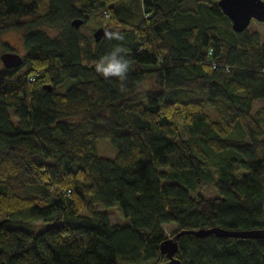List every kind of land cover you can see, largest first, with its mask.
Returning a JSON list of instances; mask_svg holds the SVG:
<instances>
[{"label":"trees","instance_id":"16d2710c","mask_svg":"<svg viewBox=\"0 0 264 264\" xmlns=\"http://www.w3.org/2000/svg\"><path fill=\"white\" fill-rule=\"evenodd\" d=\"M120 2L0 0V33L23 30L25 50L19 67L0 61V264H167L163 225H176L170 237L264 229V42L234 32L217 0H127L103 25L123 41L80 32ZM117 45L130 62L123 82L93 67ZM238 130L245 138L230 137ZM99 139L113 158L98 153ZM206 143L234 155L215 169ZM206 183L217 197L200 194ZM114 205L128 225L109 223ZM174 258L264 264V239L184 235Z\"/></svg>","mask_w":264,"mask_h":264},{"label":"rangeland","instance_id":"374dc122","mask_svg":"<svg viewBox=\"0 0 264 264\" xmlns=\"http://www.w3.org/2000/svg\"><path fill=\"white\" fill-rule=\"evenodd\" d=\"M124 2H127V0H122V2H120L119 4L116 5V8H114L115 6H113V8H107L108 13H109L108 16L107 15L104 16L102 14L103 9L101 8L96 14L91 15L89 17L86 26L81 25L79 27L80 32L83 35L88 36L93 40L92 33L95 29H97L98 27L103 26L105 24H108L111 21L116 22L117 18H122L124 12L127 13L128 8H126L125 6H123V4H121ZM135 11L137 13L140 12V7L138 9V7L135 6ZM129 27H131V25H129ZM246 30L248 32H255L259 36V39L262 42H264V22H260V21H257L255 19H252L251 22L249 23L248 27L246 28ZM22 33H23V30H16V29H9V30H6L4 32H1L0 33V53L5 51L2 46L4 44H7L9 47L12 48L11 51L19 53L21 55H24L25 50L23 49L22 42H21L22 41L21 40ZM21 72H22V70H20L19 73H21ZM150 82H151V80L147 79L144 83V86H147ZM70 83L71 82L69 80L65 81L63 84H61L57 87V91L64 92L66 90V88L70 85ZM260 102L261 101L255 102L254 109H256V107L260 104ZM211 109H212V106L206 102L204 104V111L207 113L210 112L211 116L216 117L215 112L212 111ZM171 119H172V121H174L176 123V125L179 128L183 127V118L179 114L178 110H175V112L171 116ZM245 122L247 123L248 121L246 120ZM242 134H243V132L241 130H238V133L232 132L230 134V137L235 138V136H236V138H245V136L243 137ZM206 149H207L206 152H208L210 154L209 165L212 164L215 167V169L219 163L227 161L228 159H230L231 156L234 155L233 150L230 148L226 149L224 152L211 154L207 143H206ZM97 151L101 156H104V157L113 158L116 155L115 146L113 144H111V142L107 139L97 140ZM164 168H167V167H164ZM216 173H218V172H216ZM237 173H238V175H241L243 172H242V170L237 169ZM199 192L204 197L214 198V197L218 196L215 186H213L211 183L210 184L206 183L204 186H202L199 189ZM195 195H196V192L193 195V197ZM96 208L101 209L99 206ZM82 214L86 215V212L83 211ZM107 215L109 218V223L111 225H128L129 224V220L126 219L125 217H123V215L121 214L120 209L117 205H114V207L107 210ZM52 224H53V221L44 222V223L39 222V223H36V224H33L32 226H30L29 229L31 231H33L34 233H40ZM162 229L164 231L165 236L170 237L171 234L174 231H176L177 227L174 224H169V225H163Z\"/></svg>","mask_w":264,"mask_h":264},{"label":"water","instance_id":"95a60500","mask_svg":"<svg viewBox=\"0 0 264 264\" xmlns=\"http://www.w3.org/2000/svg\"><path fill=\"white\" fill-rule=\"evenodd\" d=\"M217 4L222 12L229 18L232 30L236 33L243 32L252 19L264 22V0H217ZM83 21L74 19L72 25L78 28ZM105 28L98 27L92 33L95 43L105 38ZM0 61L4 67H19L23 64V56L12 51H4L0 53ZM47 90H51V85L45 86ZM184 235H192L197 238H204L214 235L217 238H239V239H264V229L231 231L219 227L210 229L188 230L176 233L172 237H167L159 246L161 255L168 257L167 264H180L174 258L178 250V241Z\"/></svg>","mask_w":264,"mask_h":264},{"label":"clouds","instance_id":"9594fccd","mask_svg":"<svg viewBox=\"0 0 264 264\" xmlns=\"http://www.w3.org/2000/svg\"><path fill=\"white\" fill-rule=\"evenodd\" d=\"M105 38L108 40L123 41L124 34L119 29L105 30ZM97 74L105 79L116 78L123 82L127 78L130 62L126 59V50L122 45L115 46L110 52L101 56L93 64Z\"/></svg>","mask_w":264,"mask_h":264},{"label":"bare ground","instance_id":"6f19581e","mask_svg":"<svg viewBox=\"0 0 264 264\" xmlns=\"http://www.w3.org/2000/svg\"><path fill=\"white\" fill-rule=\"evenodd\" d=\"M84 23V22H83ZM73 26V25H72Z\"/></svg>","mask_w":264,"mask_h":264},{"label":"crops","instance_id":"0c3cea01","mask_svg":"<svg viewBox=\"0 0 264 264\" xmlns=\"http://www.w3.org/2000/svg\"><path fill=\"white\" fill-rule=\"evenodd\" d=\"M260 104H261V103H260ZM260 104H259V105H260Z\"/></svg>","mask_w":264,"mask_h":264}]
</instances>
